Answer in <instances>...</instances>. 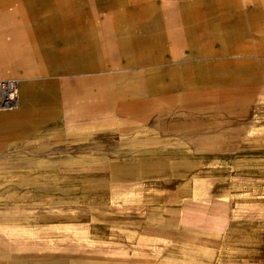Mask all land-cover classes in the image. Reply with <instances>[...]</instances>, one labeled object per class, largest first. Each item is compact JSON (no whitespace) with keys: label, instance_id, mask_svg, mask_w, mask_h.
I'll return each mask as SVG.
<instances>
[{"label":"crops","instance_id":"crops-1","mask_svg":"<svg viewBox=\"0 0 264 264\" xmlns=\"http://www.w3.org/2000/svg\"><path fill=\"white\" fill-rule=\"evenodd\" d=\"M6 75L0 264H264V0H0Z\"/></svg>","mask_w":264,"mask_h":264},{"label":"built area","instance_id":"built-area-1","mask_svg":"<svg viewBox=\"0 0 264 264\" xmlns=\"http://www.w3.org/2000/svg\"><path fill=\"white\" fill-rule=\"evenodd\" d=\"M20 90L15 78L0 79V106H15L19 103Z\"/></svg>","mask_w":264,"mask_h":264},{"label":"rangeland","instance_id":"rangeland-1","mask_svg":"<svg viewBox=\"0 0 264 264\" xmlns=\"http://www.w3.org/2000/svg\"><path fill=\"white\" fill-rule=\"evenodd\" d=\"M96 9H100L99 7H98V3H97V7H96ZM19 17V16H18ZM19 22L21 23V25H22V27H23V29L25 30V32H27V36H28V31L30 30V28H29V26L25 23V20L23 19V18H19ZM14 27H16V25L15 24H8V23H6V24H4L3 25V28L5 29L4 30V35H3V37L1 38L2 40H4V41H7V42H10V41H15V40H18L20 37H21V39H22V34L20 33V32H18V31H16V30H14ZM10 28V29H9ZM13 28V29H12ZM14 36H16L15 38H13ZM16 38H18V39H16ZM33 40V39H32ZM34 41V40H33ZM15 49H13V47H10L9 48V51H8V53L9 52H12V51H14ZM12 65V64H11ZM23 65V63L22 62H17V64H14V65H12L16 70L19 68V67H21Z\"/></svg>","mask_w":264,"mask_h":264},{"label":"bare ground","instance_id":"bare-ground-1","mask_svg":"<svg viewBox=\"0 0 264 264\" xmlns=\"http://www.w3.org/2000/svg\"><path fill=\"white\" fill-rule=\"evenodd\" d=\"M171 16H172V15H171ZM167 17H168V16H167ZM5 73H6V72H5ZM16 73H17V72H16ZM6 74H7V73H6ZM12 75H13V74H12ZM1 77H7V75H6V76H0V78H1ZM17 78H18V77H17ZM20 78H22V77H20ZM18 80H19V78H18ZM18 104H19V103H18ZM18 104H17V105H18Z\"/></svg>","mask_w":264,"mask_h":264}]
</instances>
